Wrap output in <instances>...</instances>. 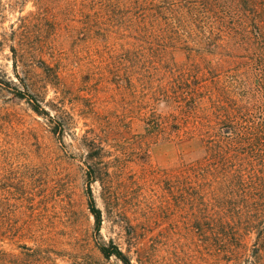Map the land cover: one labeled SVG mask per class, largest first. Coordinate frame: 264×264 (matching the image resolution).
<instances>
[{"label": "rangeland", "instance_id": "obj_1", "mask_svg": "<svg viewBox=\"0 0 264 264\" xmlns=\"http://www.w3.org/2000/svg\"><path fill=\"white\" fill-rule=\"evenodd\" d=\"M239 28L203 0H0V247L122 264L98 249L112 240L134 264H226L175 222L170 172L196 156L199 94L234 84L262 102Z\"/></svg>", "mask_w": 264, "mask_h": 264}, {"label": "trees", "instance_id": "obj_2", "mask_svg": "<svg viewBox=\"0 0 264 264\" xmlns=\"http://www.w3.org/2000/svg\"><path fill=\"white\" fill-rule=\"evenodd\" d=\"M203 1L208 11L225 10L239 19V43L248 51L250 79L257 80L263 99L258 103L249 93L243 100L233 98L230 93L234 84L217 86L206 95L195 96L196 102L189 111L193 127L190 130L195 138L192 153L196 156L170 172V210L174 217H181L175 218V222H182L192 238L197 235L210 246L219 244L217 257L224 263L264 264V195L253 196L256 192L264 194V0ZM243 81L247 90L249 77ZM32 106L53 121L48 110L38 103ZM256 106L260 114L249 118ZM101 149L92 140L89 157L95 161ZM89 168L90 179L99 177L94 175L98 170L93 163ZM88 194L99 232L102 212L90 189ZM22 248L14 253L0 247V264H58L52 257L56 253L53 249L27 245ZM98 249L106 259L115 257L122 264H134L112 240L99 244Z\"/></svg>", "mask_w": 264, "mask_h": 264}]
</instances>
